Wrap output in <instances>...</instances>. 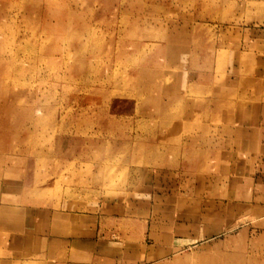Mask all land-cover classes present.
I'll return each instance as SVG.
<instances>
[{
    "label": "rangeland",
    "instance_id": "374dc122",
    "mask_svg": "<svg viewBox=\"0 0 264 264\" xmlns=\"http://www.w3.org/2000/svg\"><path fill=\"white\" fill-rule=\"evenodd\" d=\"M242 27L264 29V0H0V223L67 209L97 239L68 240V264H264V210L224 180L154 179L176 168L162 91L195 46L240 77Z\"/></svg>",
    "mask_w": 264,
    "mask_h": 264
},
{
    "label": "crops",
    "instance_id": "0c3cea01",
    "mask_svg": "<svg viewBox=\"0 0 264 264\" xmlns=\"http://www.w3.org/2000/svg\"><path fill=\"white\" fill-rule=\"evenodd\" d=\"M228 31L239 33V45L230 48L241 58L238 63L230 56L225 68L240 69V77L216 72L218 57L212 52L218 49L216 44L204 55L195 46L180 82L162 91L161 116L168 126L163 148L177 150V157L166 156L176 168L156 172L154 179L164 184L175 175L190 173L194 180H224L229 202L239 198L243 205L264 210V57L257 51L263 47L264 29ZM252 56L257 64L250 67ZM29 210L31 223L26 225L24 216L17 224L8 217L2 219L0 264H68V255H63L68 254V240H97L69 235L67 209ZM80 217L87 221L94 216Z\"/></svg>",
    "mask_w": 264,
    "mask_h": 264
}]
</instances>
